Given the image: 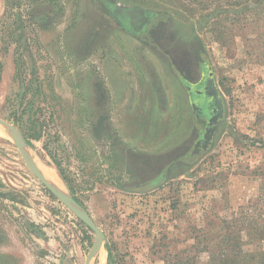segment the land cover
<instances>
[{"label": "rangeland", "instance_id": "374dc122", "mask_svg": "<svg viewBox=\"0 0 264 264\" xmlns=\"http://www.w3.org/2000/svg\"><path fill=\"white\" fill-rule=\"evenodd\" d=\"M106 2L159 19L134 37ZM194 59L225 103L196 157ZM0 119L104 232L92 264H264V0H0ZM94 240L0 127V264H86Z\"/></svg>", "mask_w": 264, "mask_h": 264}, {"label": "water", "instance_id": "95a60500", "mask_svg": "<svg viewBox=\"0 0 264 264\" xmlns=\"http://www.w3.org/2000/svg\"><path fill=\"white\" fill-rule=\"evenodd\" d=\"M106 6L113 19L118 21L124 30L132 35H140L142 32H145L152 18L156 16L154 13L139 8H119L112 2H107ZM202 70L203 77L197 84H192L182 78V83L191 93L193 109L196 110L197 115L198 112H201V116L208 122L206 129L202 131L200 139L191 153L193 156L210 149L216 127L225 118V103L209 63L203 64ZM0 127L10 134L30 172L61 204L94 232L95 240L86 259V264H92L95 255L103 248L106 241L104 232L73 196L65 189L62 191L54 186L40 171L34 158L28 152V144L20 130L3 119H0ZM162 178L164 177L161 176L153 180L151 185L156 186ZM145 188L149 187L146 186ZM110 264L113 263L110 262Z\"/></svg>", "mask_w": 264, "mask_h": 264}, {"label": "flooded vegetation", "instance_id": "af4514ba", "mask_svg": "<svg viewBox=\"0 0 264 264\" xmlns=\"http://www.w3.org/2000/svg\"><path fill=\"white\" fill-rule=\"evenodd\" d=\"M107 3V2H106ZM117 6V5H116ZM107 7V6H106ZM119 7V6H118ZM119 8H121V7H119ZM132 8H134V7H132ZM108 9V8H107ZM139 9H142V8H139ZM142 10H144V11H147V12H151V13H154L156 16L154 17V18H152V20H151V22H150V24L148 25V27H147V30L145 31V32H142L140 35H143V34H147V33H149V34H151L152 33V31L154 30V26H155V24L157 23V20L159 19V13H156V12H152V11H148V10H145V9H142ZM108 12H109V10H108ZM110 14V13H109ZM111 16V15H110ZM112 17V16H111ZM113 18V17H112ZM115 20V19H114ZM115 22H116V24L123 30V31H125L124 30V28L120 25V23L118 22V21H116L115 20ZM126 32V31H125ZM132 35V34H131ZM140 35H132V36H134V37H140ZM206 62H203V63H199V62H196V59H194L193 61L191 60L190 61V69H189V71L192 73V74H194V73H197L196 75L197 76H199L200 75V79L198 78L196 81H194V82H191L190 80H189V78L187 77V74H188V72L189 71H183V72H181V81H182V78L184 77V78H186L185 80H187L188 82H190V83H192V84H197V83H199V81L202 79V77H203V70H202V65L203 64H205ZM200 74H199V73ZM183 86H184V84H183ZM184 88L186 89V91L188 92V95H189V101H190V107H191V109H192V112L194 113V116H195V120L197 121V124H198V122H203V124H204V126H203V129H200V131H199V133H198V138L196 139V141H195V144H194V147H193V150H194V148H195V146H196V144H197V142H198V140L200 139V136H201V133H202V131L203 130H205L206 129V127H207V124H208V122H207V120L206 119H204L202 116H201V112H198V115H197V113H196V110H194L193 109V107H192V103H191V93H190V91L184 86ZM201 124V123H200ZM218 126V125H217ZM215 132H216V130H215ZM215 132H214V136H215ZM213 139H214V137H213ZM213 139H212V142H213ZM212 145V144H211ZM193 150H192V152H193ZM200 154H202V152L200 153ZM199 154V155H200ZM199 155H195V156H193L192 154H191V156H193V157H196V156H199ZM162 176H164L163 174H162ZM163 179V178H162ZM152 182V181H151ZM144 187H146V186H144ZM149 187V186H148Z\"/></svg>", "mask_w": 264, "mask_h": 264}, {"label": "bare ground", "instance_id": "6f19581e", "mask_svg": "<svg viewBox=\"0 0 264 264\" xmlns=\"http://www.w3.org/2000/svg\"><path fill=\"white\" fill-rule=\"evenodd\" d=\"M197 97V96H196ZM40 169V168H39ZM41 171V170H40ZM42 172V171H41ZM48 174H49V176H47L46 174H44L43 172V174L46 176V178L54 185V186H56L58 189H60V190H62V191H64V189L61 187V186H59L58 185V179L54 176V174L52 173V172H50V170H47L46 171Z\"/></svg>", "mask_w": 264, "mask_h": 264}, {"label": "trees", "instance_id": "16d2710c", "mask_svg": "<svg viewBox=\"0 0 264 264\" xmlns=\"http://www.w3.org/2000/svg\"><path fill=\"white\" fill-rule=\"evenodd\" d=\"M34 139H35V138H34ZM37 139H38V136H37ZM61 175H62V174H61ZM62 177H63L64 181H65L66 183H68L67 180H66V178H65L63 175H62ZM68 186H69V185H68ZM69 188H70V190H72L71 187H69ZM76 200L78 201V199H76ZM78 202H79V201H78ZM79 203H80V202H79ZM80 204H81V203H80ZM107 250H108V252H109V254H110V248H109V247L107 248Z\"/></svg>", "mask_w": 264, "mask_h": 264}]
</instances>
